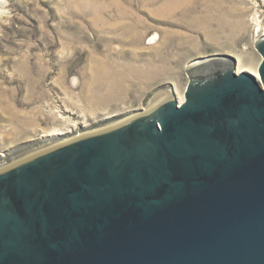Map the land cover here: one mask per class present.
<instances>
[{"label":"water","instance_id":"95a60500","mask_svg":"<svg viewBox=\"0 0 264 264\" xmlns=\"http://www.w3.org/2000/svg\"><path fill=\"white\" fill-rule=\"evenodd\" d=\"M259 81L235 59L168 99L0 171V264H264Z\"/></svg>","mask_w":264,"mask_h":264},{"label":"rangeland","instance_id":"374dc122","mask_svg":"<svg viewBox=\"0 0 264 264\" xmlns=\"http://www.w3.org/2000/svg\"><path fill=\"white\" fill-rule=\"evenodd\" d=\"M264 0H0V171L175 97L200 59L258 74Z\"/></svg>","mask_w":264,"mask_h":264},{"label":"bare ground","instance_id":"6f19581e","mask_svg":"<svg viewBox=\"0 0 264 264\" xmlns=\"http://www.w3.org/2000/svg\"><path fill=\"white\" fill-rule=\"evenodd\" d=\"M254 76H255V78H256V80L257 81H259V76L257 75V73L256 74H253ZM179 103V102H178ZM147 113V112H146Z\"/></svg>","mask_w":264,"mask_h":264}]
</instances>
